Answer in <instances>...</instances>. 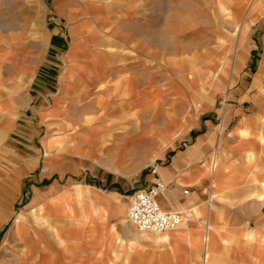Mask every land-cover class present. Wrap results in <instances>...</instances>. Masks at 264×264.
Masks as SVG:
<instances>
[{"label": "crops", "instance_id": "crops-1", "mask_svg": "<svg viewBox=\"0 0 264 264\" xmlns=\"http://www.w3.org/2000/svg\"><path fill=\"white\" fill-rule=\"evenodd\" d=\"M46 3L47 10L56 15L53 18L56 20L57 17L66 27L63 30L59 22L53 28L49 27L38 54H31L28 35L22 36L17 43L9 35L0 38V94L4 91L3 100L0 98V114L3 110L10 115L15 114L14 109L22 103L11 102V99L21 91L24 105H30L31 98L38 102L36 110L40 122L60 126L63 131L60 144L55 145L49 134L45 136L42 145L45 160L39 181L56 175L58 178L45 190H41L37 183L32 184L34 194L30 201L34 204L29 208L39 206L45 218L49 217L51 201L68 199L70 206L59 207L60 215L55 209L51 216L54 220H49L54 233L61 242L67 243L66 248L91 254L83 264H103L107 262L104 260L105 250L110 249L112 244H117L118 252L125 250L121 237L129 234L124 222L126 214H120L115 198L118 196L120 202L126 205L124 194L116 187L103 188L108 178L89 177L81 182L77 180L78 183L71 186L64 184L67 176L74 179L81 174L96 152L85 147L77 151L78 146L71 151L72 141L67 134L75 129L74 123L84 126L86 115L96 117L95 121L100 123L126 120L119 107L127 99L125 90L133 92L131 100L143 103L150 99L151 106L155 107L158 91L157 52L154 44L145 48L142 44L155 42L157 38L142 33L143 27L150 23L149 14L142 13L147 2L47 0ZM60 28L61 32L56 31ZM120 80L121 83L116 86ZM102 85L106 86L97 91ZM35 86L37 93L33 95L30 91ZM235 100L237 103L229 109L228 117L236 118V123L227 132L224 123L218 125L212 120H204L203 126L198 125L194 129L201 131L194 142L185 144L182 149H173L167 161L163 159L155 171L127 187L132 195L138 189H148L159 181L164 182L167 190L158 197L161 207L165 211H182L186 217L177 233H151L155 236L153 241L144 242L145 257H140L139 251L125 257L115 254V259L120 258L121 264H198L200 259L201 264H260V259L264 258V245L258 242H264L261 220L264 198L256 193H260L264 187L250 191L248 181L239 179L235 182L237 185L233 186L229 178L233 176L234 168L244 175L260 166L262 172L258 173V179L264 178V142L258 137L264 134V87L258 88L252 95L240 94ZM100 107H109L112 111L108 109L111 113L102 115ZM131 121L132 127L125 126L116 134L109 127L106 128L102 133L103 138L111 135L115 138H132L130 134L140 137V130L146 132L145 129L153 128L150 121L148 126L143 125L136 114ZM203 127L207 129L203 130ZM245 127L250 129L251 134L244 139L237 137V129ZM250 150L255 152L257 160L245 164L243 159ZM32 153L38 154V151ZM34 157L29 154V158ZM216 159L219 164L217 171ZM229 184L236 188L231 195L226 188ZM103 208L107 211L105 222L98 217ZM92 217L94 223L87 225ZM252 219L258 222L254 227H240ZM22 220L21 216L17 229H20ZM225 224L229 233H219L217 236L216 225ZM212 227H215V246L211 245ZM235 227L243 230L229 235L236 230ZM201 237L205 253L202 258L199 251ZM243 240H246V248L250 247L256 257L249 251L238 253L235 247ZM153 242L170 244L171 247L167 249H180V252L173 258L164 257L161 253L152 256L153 249H156ZM211 247L215 253H211ZM217 252L220 258L228 262L219 261Z\"/></svg>", "mask_w": 264, "mask_h": 264}, {"label": "rangeland", "instance_id": "rangeland-1", "mask_svg": "<svg viewBox=\"0 0 264 264\" xmlns=\"http://www.w3.org/2000/svg\"><path fill=\"white\" fill-rule=\"evenodd\" d=\"M127 1L134 3L138 0ZM139 1L143 4L147 2V7L144 6L142 13H148L147 16L150 18L149 26L143 27L142 33L157 38L155 42L142 44L143 47L154 44L157 52L158 91L155 107L151 106L150 99H146L143 103L131 100L133 92L125 90L127 99L119 107L126 120L100 123L95 121L96 117L86 115L84 126L81 123H74L75 129L67 134L72 141L71 151L74 150V146H78L77 151L85 147L96 152L83 167V172L74 179L67 176L64 184L71 186L70 184L78 183L77 180L81 182L89 177H99L104 180L108 178L103 188L116 187L124 194L126 205L120 202L118 196L115 198L120 214H126L124 222L129 234L121 237V241L125 243V250L120 249L118 252L117 244H112L113 247L105 250L104 260L107 262L103 264L111 262L121 264V259H115V254L125 257L129 253L133 255L134 252L139 251V256L145 257L144 242L153 241L155 236L150 231H139L128 221L131 190L127 187L155 171L163 159L167 161L173 149H182L185 144L194 142L201 134V131L194 129L198 125L203 126L204 120H212L218 125L224 123L227 132L236 123V118L228 117L229 109L237 103L236 96L245 93L252 95L258 88L264 87V0ZM46 2L47 0H0V38L9 35L12 36L13 42L17 43L22 36L28 35L31 54H38L42 49L45 31L59 22L57 17L56 20L53 18L56 15L47 10ZM59 24L64 30L65 23L59 22ZM61 30V28L56 29L58 32ZM118 83L120 84L121 80L115 85L119 86ZM105 86H99L97 91ZM34 88L30 91L33 95L37 93L36 86ZM3 92L1 91L0 98L4 97ZM11 100L22 104L14 109V115L4 110L0 114V264H83L82 262L87 261L86 257L91 254L66 248L67 243L61 242L56 236L50 222L55 209L60 215L59 207L67 208L71 202L60 198L51 201L47 214L49 217L45 218L39 206L29 208L34 204L30 201L34 194L32 184L37 183L41 190H45L58 178L56 175L39 181L45 160L42 146L45 136L49 134L55 145H58L63 131L57 124L52 126L51 122H40L36 110L38 102L31 98L30 105H24L21 91ZM209 106H211L210 110ZM134 108L138 109L134 110ZM100 109L102 115L111 113L108 109L112 111L109 107H100ZM134 114L139 115L143 125L148 126L149 121L153 125L151 130L139 131L141 141L120 140L121 138L112 135L107 139L103 138L102 133L108 127L114 134L122 131L125 126L132 127L131 119ZM245 128L237 129V137L244 139L251 134L250 129ZM206 129L207 127H203V130ZM82 133L85 134L80 136ZM130 135L133 137L134 134ZM258 137L264 142L263 133ZM34 150L38 151V154L32 153ZM29 154L35 157L29 158ZM243 160L245 164L255 162L257 155L250 150ZM216 162L217 171L219 167L217 159ZM56 164L59 165L57 162ZM232 172V179L229 180L233 181V186L237 185L235 184L237 180L242 179L248 181L250 191L264 187V178L258 179V173L262 172L261 166L244 175L236 168ZM256 182L259 184H255ZM231 185H226L229 195L233 189H236ZM212 192H215L214 189ZM259 192L256 195L264 198V188ZM231 201L230 199V203ZM103 209L98 217L100 221L105 222L107 211ZM21 216L22 225L17 229ZM261 220L264 226V214ZM91 223H94L93 217L89 219L87 225ZM256 223L257 220L252 219L240 227L252 228ZM178 228L166 232L177 233ZM212 228L211 245L215 246L217 244L214 239L215 227ZM235 229L229 235L241 233L243 230L236 227ZM228 231L226 224L216 225V235ZM112 233L115 232L112 230ZM258 242L264 245V242L260 240ZM155 245L156 249H153L152 256L161 253L164 257L173 258L180 252V249H167L171 247L170 244L156 242ZM200 245L202 258L205 254L202 250V237ZM235 248L238 253L252 252L250 247L246 248V240ZM211 253H215L212 247ZM252 253L255 255L254 252ZM219 255L220 253L217 252L219 261L228 262ZM88 260L90 261V258ZM198 264H201V259ZM260 264H264V258L260 259Z\"/></svg>", "mask_w": 264, "mask_h": 264}, {"label": "built area", "instance_id": "built-area-1", "mask_svg": "<svg viewBox=\"0 0 264 264\" xmlns=\"http://www.w3.org/2000/svg\"><path fill=\"white\" fill-rule=\"evenodd\" d=\"M166 190V184L159 181L148 189L136 190L130 196L128 221L139 231L161 234L177 228L185 219L184 212L165 211L161 207L158 197Z\"/></svg>", "mask_w": 264, "mask_h": 264}, {"label": "bare ground", "instance_id": "bare-ground-1", "mask_svg": "<svg viewBox=\"0 0 264 264\" xmlns=\"http://www.w3.org/2000/svg\"><path fill=\"white\" fill-rule=\"evenodd\" d=\"M137 131H138V130H137ZM137 131H136V132H137ZM135 134H136V133H135ZM136 136H137V135H136ZM125 139H127V140L131 139V142L141 141V137H132V138H127V137H126V138H124V139L121 138L120 140H125ZM181 224H182V223H181ZM181 224H180V225H181ZM180 225H179L178 227H180ZM178 227H177V228H178ZM177 228H175V229H177ZM173 230H174V229H173Z\"/></svg>", "mask_w": 264, "mask_h": 264}]
</instances>
